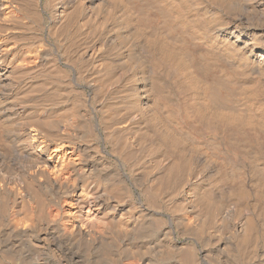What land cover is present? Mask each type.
<instances>
[{
    "label": "bare ground",
    "instance_id": "bare-ground-1",
    "mask_svg": "<svg viewBox=\"0 0 264 264\" xmlns=\"http://www.w3.org/2000/svg\"><path fill=\"white\" fill-rule=\"evenodd\" d=\"M100 115L124 125L97 145ZM183 127L220 132L252 184ZM0 264H264V0H0Z\"/></svg>",
    "mask_w": 264,
    "mask_h": 264
},
{
    "label": "rangeland",
    "instance_id": "rangeland-1",
    "mask_svg": "<svg viewBox=\"0 0 264 264\" xmlns=\"http://www.w3.org/2000/svg\"><path fill=\"white\" fill-rule=\"evenodd\" d=\"M141 1V0H134V2L135 3H139V2ZM142 3H143V0H142ZM199 8V2H196V3H193L192 5H191V9H198ZM113 16V15H112ZM110 14H108V17H109V20H107V26H108V28H106V29H108V32L107 33H102V34H99V33H92V34H90V35H88L87 36V42H86V45L88 46V47H96V46H98L97 44H98V42L100 41V40H103V38H107L108 36H109V33L111 34L112 33V31L113 30H115V28L113 27L114 26V24H115V22H113V19H110V18H113ZM112 20V21H111ZM112 22V23H111ZM109 23V24H108ZM114 23V24H113ZM116 25V24H115ZM110 27V28H109ZM112 27V28H111ZM110 30V31H109ZM147 31H148V29H147ZM95 34V35H94ZM179 33H176V35H175V37L173 38V39H176L175 41V43H177L179 46L180 45H183V41L184 40H186V37L187 36H185L184 37V34L182 35V34H179ZM178 35V36H177ZM182 35V36H181ZM94 36V37H93ZM102 36V37H101ZM177 36V37H176ZM179 37H181V38H183V40L180 38V41L182 40V42L179 44V42L180 41H178L179 39H177V38H179ZM157 37L155 36L154 37V40L156 39ZM159 38V37H158ZM158 38H157V40H158ZM185 38V39H184ZM91 39V40H90ZM157 40H155V41H157ZM101 42V41H100ZM99 42V43H100ZM174 41H172V43H173ZM91 43V44H90ZM175 43H173V44H175ZM171 45V46H175V45ZM177 45V46H178ZM128 46V45H127ZM176 46V47H177ZM129 48H130V45L128 46ZM127 47V48H128ZM172 47V48H173ZM130 50H134V48L133 47H131L130 48ZM136 51L134 50V52H132V53H135ZM113 54V55H112ZM138 54V53H137ZM182 55H184V54H182ZM111 56L112 57H114V53H111V55H110V58H111ZM138 64V63H137ZM137 64H135V68H137L136 70H138V72L139 73H143L146 69H145V67L144 68H141V65L143 64V63H139V65H137ZM140 66V67H139ZM143 66H144V64H143ZM142 66V67H143ZM161 67H163V69L162 68H160L159 67V69H158V73H160L159 74V76H160V79H161V81L164 83V85H163V87L165 88L164 90H165V92L166 91H168V93H166V94H168L167 96H169L170 95V98L168 97V99L170 100H172V102L170 101H168L169 103H171V105H173L172 107H173V109L176 111V114H177V120H179L180 122H182L183 123V125L182 126H184V122H183V119H184V113H183V111H184V109H183V102H184V75L182 76L181 74L179 75V77H178V75L173 71V70H170L169 69V66L168 65H166L165 63L164 64H161ZM166 67H168V68H166ZM75 68V67H74ZM143 69V70H141V69ZM141 70V71H140ZM166 70H167V73L165 74V72H166ZM173 71V72H172ZM69 73H70V77H72L71 78V80H73V78H74V76L75 75H73L74 74V72L73 71H69ZM72 73V74H71ZM71 75H73V76H71ZM178 77V78H176V77ZM180 78V79H179ZM183 81H182V80ZM175 80V81H174ZM176 80H178L177 81V83L178 84H176V83H174V82H176ZM180 80V81H179ZM171 82V83H170ZM181 82H183V83H181ZM166 83V84H165ZM172 84V85H171ZM183 84V85H182ZM168 85V86H167ZM170 85V86H169ZM174 85V86H173ZM182 86V87H181ZM177 87V88H176ZM169 89V90H168ZM176 89V90H175ZM185 89H186V87H185ZM175 92V93H174ZM243 92V91H242ZM170 93V94H169ZM245 93V92H244ZM180 95V96H179ZM88 96V97H87ZM244 96L245 95H242V97H241V93H240V98H239V96H238V98H234V97H237V96H233V98H232V100L233 99H235V100H233V102L235 101L236 103H238V105H241L244 101ZM84 97H87L85 100H86V105L88 104V103H90V104H88L89 106H88V111L90 112V113H92L91 112V110L93 111L94 109H96L97 111H98V108H100V105L99 104H101V102H102V98L100 97L98 100H94V98L92 97V94H90L89 92H88V90H87V93H86V95H84ZM90 97H92V98H90ZM88 98L90 99V100H88ZM106 98V97H105ZM92 99V100H91ZM107 100V99H106ZM241 101V102H240ZM240 102V103H239ZM168 103V104H169ZM236 103H235V105H236ZM94 104H95V106H94ZM177 105V106H176ZM180 105V106H179ZM91 106H92V108H91ZM237 106V105H236ZM181 112H180V111ZM183 110V111H182ZM178 112V113H177ZM180 113V115H178ZM98 115V114H97ZM99 117V119H97L96 120V125H97V128H96V131H95V134H96V136H98V137H96L97 139H96V143H98L97 145H99V144H102V140L101 139H103V138H106V136L105 135H108V133L107 132H109L110 130L113 132V128H114V124H115V121L117 120L118 122H116V123H119L120 122V124L123 126L124 125V123H122V122H124V119L123 118H120V116H114L111 120H110V122L107 124L106 123V121H105V118H104V120L103 119H101V115L100 116H98ZM116 117L117 118H120V119H116ZM183 117V118H182ZM103 118V117H102ZM180 118V119H179ZM100 120H102V121H100ZM127 121V120H126ZM114 122V124H112ZM111 123V124H110ZM107 126V128L105 127V126ZM103 126V127H102ZM113 126V127H112ZM102 130H101V129ZM190 128V127H189ZM188 127L184 130V127H183V130L181 131V135L183 136H181L180 135V132H179V137L180 138H182L181 140L183 141V143H184V146H186V147H189V148H193V147H199L200 146V150H202V151H204L203 153H205L206 151H211V150H213V151H211V154L212 153H214L213 155H215L214 156V158H223L224 159V161L222 160H218V161H216L217 159H214L215 161L214 162H217V164H221L222 165V168H223V171H224V173L227 175H229L228 177L230 178L229 179V182H230V180H231V178L233 177L234 179L236 178V176H237V180L235 179V180H232L231 182L232 183H234V184H238L239 185V183L240 184H242L241 186H243V185H245L244 187H246L247 185L249 186L250 185V183L249 182H251V184H252V182H253V175L251 174L252 172V168H250L251 167V165H250V163H249V161L247 160V158H243V157H240L239 155H236V154H233L230 150H229V148L228 147H226V146H228L227 145V143H226V140L221 136L222 134H220L219 135V133L220 132H216V133H213V132H211V131H209V130H205V129H200L199 130V128H190L189 129ZM192 129V130H191ZM107 130V131H106ZM194 130H196L197 132H195ZM110 131V132H111ZM184 131V132H183ZM186 131V132H185ZM206 131V132H205ZM208 131V132H207ZM189 134H188V133ZM202 132V134H200ZM185 133V134H184ZM217 133H218V135L219 136H217ZM187 135V136H186ZM192 136V137H191ZM220 136L222 137V138H220ZM187 137V138H186ZM184 138V139H183ZM192 138V139H191ZM221 139V140H220ZM224 139V140H223ZM193 140V142H191ZM190 141V142H189ZM215 143H213V142ZM220 141H222V142H220ZM195 142H197V144H195ZM200 143V145H199V143ZM210 142V143H209ZM92 143H93V141H92ZM91 143V144H92ZM192 143V144H191ZM202 143V144H201ZM195 144V145H194ZM204 147H203V146ZM61 146V147H60ZM211 146V147H210ZM214 146H216V147H214ZM218 146V147H217ZM108 148H106V149H109V146H107ZM202 147V148H201ZM205 147H207V148H205ZM212 148V149H210V148ZM204 148V149H203ZM65 148L63 147V144H61V143H57V144H55V145H53L51 148H50V150H49V157H50V161H51V163L53 164V166H54V168L55 169H52L53 171V173H54V175H56L57 174V172H58V170L62 167V165L64 164V162L66 161V153H65V150H64ZM195 149H198L199 150V148H195ZM215 149V150H214ZM216 150H220L219 152H221L220 154H218L219 152L218 151H216ZM228 150V151H227ZM208 152H206L209 156H213V155H211L210 154V152L208 153ZM218 152V153H217ZM222 152H223V154L226 156H229V158L228 157H225L224 155H222ZM218 156V157H217ZM226 158V160H225V158ZM235 156V157H234ZM230 157H231V160H232V163L230 162L231 160H230ZM211 158V160L213 161V157H210ZM238 158V159H237ZM242 158V159H241ZM230 161H229V160ZM228 160V161H227ZM235 160V161H234ZM239 160V161H238ZM224 162V163H223ZM227 167V166H229V167H225V166ZM250 166V167H249ZM229 169L228 171H226V169ZM225 169V170H224ZM232 169H234L233 171H232ZM238 169V170H237ZM251 170V171H250ZM226 171V172H225ZM250 171V172H249ZM234 172V173H233ZM233 174V176H231V175ZM252 175V176H251ZM227 177V176H226ZM227 177V178H228ZM232 178V179H233ZM242 180V181H241ZM234 181V182H233ZM238 181H239V183H238ZM245 184H244V183ZM247 186V187H248Z\"/></svg>",
    "mask_w": 264,
    "mask_h": 264
}]
</instances>
